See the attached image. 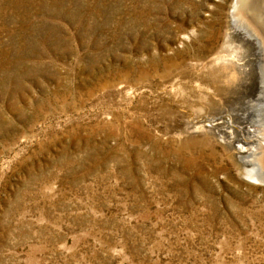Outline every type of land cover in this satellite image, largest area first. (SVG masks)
I'll list each match as a JSON object with an SVG mask.
<instances>
[{"label": "rangeland", "instance_id": "obj_1", "mask_svg": "<svg viewBox=\"0 0 264 264\" xmlns=\"http://www.w3.org/2000/svg\"><path fill=\"white\" fill-rule=\"evenodd\" d=\"M233 4L0 0V264H264Z\"/></svg>", "mask_w": 264, "mask_h": 264}, {"label": "bare ground", "instance_id": "obj_2", "mask_svg": "<svg viewBox=\"0 0 264 264\" xmlns=\"http://www.w3.org/2000/svg\"><path fill=\"white\" fill-rule=\"evenodd\" d=\"M238 3L240 5V10L238 9V11H240L239 13L243 17V20H242L243 24L241 26H239V24L241 22L239 20L240 22L237 25V23L234 21V18H233L232 19L233 20L232 27H233L234 31L242 39L248 41L252 45V48H255L257 50L255 55L260 57L258 62L260 63L259 65H260L261 73H262V81H260V84L258 82H256L255 80H253L254 83L252 84V85H254L253 89H256L257 91H259V94H258L259 97L256 98L257 102L255 101L256 102L255 103V102H253V100L249 101L248 107L252 108L254 106L257 107L259 105L261 114H263L264 113V101L262 100L263 99L262 97L264 96L263 95V92H264V85H263L264 84V14H261V13L255 14L254 12L251 13L250 10L253 7H251L250 2H248V0H246V1L239 0ZM237 13H238L237 11L236 12L234 11V14L232 12V17L236 16L235 14H237ZM240 14H238V15H240ZM259 87H260V90H259ZM261 93L263 96L261 95ZM220 122H222V121H220ZM259 124H261V123H259ZM262 124H263L262 128H264V123L262 122ZM241 131H244V129L242 128ZM246 132H248V131H246ZM241 137L242 138H240V140H237V141H239V142L242 141L244 144H248L249 146H251L250 147L251 150L248 152V154L243 155L241 157L242 160H244V162L242 164H244L245 166L250 165L251 170H249V172L252 174V175L250 174L252 179L254 181H257L258 183L264 184V133H262L260 137L258 135V140H243L244 138L246 139V137L243 136V132L241 133ZM233 143H231V144H233ZM238 149H240L239 151L243 152L242 150L244 149V147H242V145H240V146H238Z\"/></svg>", "mask_w": 264, "mask_h": 264}, {"label": "water", "instance_id": "obj_3", "mask_svg": "<svg viewBox=\"0 0 264 264\" xmlns=\"http://www.w3.org/2000/svg\"><path fill=\"white\" fill-rule=\"evenodd\" d=\"M238 1L239 0H234V4H233V14H234V11L236 12H238L237 14H235V15H238V14H240L239 12L240 11H238ZM243 1H246V0H243ZM248 2H250V5H251V7H253V8H251V10H250V12L251 13H255V14H257V13H261V14H264V0H248ZM240 10V9H239ZM239 16H241V14L239 15ZM242 17V16H241ZM234 18V21L236 22V21H239V19L238 18H236L235 16L233 17Z\"/></svg>", "mask_w": 264, "mask_h": 264}]
</instances>
